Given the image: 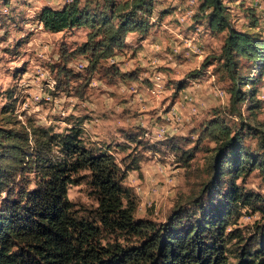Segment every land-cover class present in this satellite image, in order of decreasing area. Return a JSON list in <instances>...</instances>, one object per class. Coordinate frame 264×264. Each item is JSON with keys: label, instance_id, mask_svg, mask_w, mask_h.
<instances>
[{"label": "rangeland", "instance_id": "rangeland-1", "mask_svg": "<svg viewBox=\"0 0 264 264\" xmlns=\"http://www.w3.org/2000/svg\"><path fill=\"white\" fill-rule=\"evenodd\" d=\"M71 1L9 0L5 6L0 0V156L10 152L18 158L15 165L0 161L7 190L16 197L37 186L40 174L28 163L36 138L66 134L79 125L85 148L112 155L122 169L139 163L124 181L137 200L134 219L165 224L179 205L187 206L209 184L216 132L264 130V69L258 73L252 60L237 59L240 74L255 85L243 88L246 100L232 107L234 84L219 61L228 29L211 30V10L202 11L199 1L155 0L147 36L128 34L123 51L89 72V60L73 56L89 29L50 34L37 22L44 7L59 9ZM220 1L227 25L264 39V0ZM85 2L101 11L105 0ZM112 66L119 77L106 75ZM60 67L67 77L57 76ZM181 84L185 87L178 90ZM244 144L256 148L255 140L245 138ZM49 156L62 158L55 146ZM237 185L264 196L258 171ZM68 200L80 213L97 206L84 183L69 189ZM260 221V214L243 209L227 232L247 237Z\"/></svg>", "mask_w": 264, "mask_h": 264}, {"label": "trees", "instance_id": "trees-1", "mask_svg": "<svg viewBox=\"0 0 264 264\" xmlns=\"http://www.w3.org/2000/svg\"><path fill=\"white\" fill-rule=\"evenodd\" d=\"M1 1L9 5V0ZM196 1L202 11L211 10L207 17L211 30L228 29L219 61L234 84L230 94L235 107L246 100L242 89L255 85L253 78L240 74L237 59L252 60L255 71H263L264 39L227 25L220 0ZM154 2L130 0L121 5L105 0L100 11L72 0L59 9L44 7L37 22L50 34L89 29L86 43L73 56L87 58L88 71L94 72L101 61L124 50L128 34L147 36ZM109 69L114 71L106 75L119 77L115 67ZM67 73L60 67L57 76L67 77ZM181 85L178 90L185 87ZM216 133L219 142L209 164V184L187 206L179 205L165 224L134 219L137 200L124 181L129 171L139 169V163L133 161L122 169L112 155L85 148L79 125L66 134L36 138L28 161L40 174L33 190L14 197L7 190L6 171L0 169V195L6 193L0 198V264H264V196L246 193L237 185L254 171L264 182V130ZM245 138L255 140V150L245 146ZM53 146L62 158L50 159ZM0 157H4L0 161L13 160L14 165L18 159L10 152ZM191 158L186 156V161ZM82 183L97 205L87 213L75 210L68 200L69 189ZM243 209L261 216L247 237L241 231L227 232L230 220Z\"/></svg>", "mask_w": 264, "mask_h": 264}]
</instances>
